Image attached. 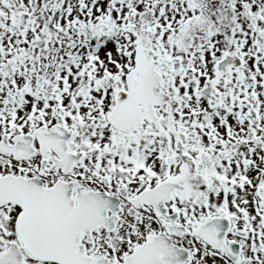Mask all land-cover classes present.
Returning <instances> with one entry per match:
<instances>
[{"label":"snow or ice","instance_id":"obj_1","mask_svg":"<svg viewBox=\"0 0 264 264\" xmlns=\"http://www.w3.org/2000/svg\"><path fill=\"white\" fill-rule=\"evenodd\" d=\"M0 264H264V0H0Z\"/></svg>","mask_w":264,"mask_h":264}]
</instances>
